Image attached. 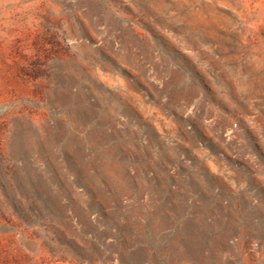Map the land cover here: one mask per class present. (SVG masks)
I'll return each mask as SVG.
<instances>
[{
    "label": "rangeland",
    "instance_id": "1",
    "mask_svg": "<svg viewBox=\"0 0 264 264\" xmlns=\"http://www.w3.org/2000/svg\"><path fill=\"white\" fill-rule=\"evenodd\" d=\"M0 264H264V0H0Z\"/></svg>",
    "mask_w": 264,
    "mask_h": 264
}]
</instances>
